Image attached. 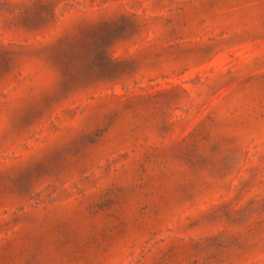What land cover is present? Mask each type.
Listing matches in <instances>:
<instances>
[{
    "label": "rangeland",
    "instance_id": "obj_1",
    "mask_svg": "<svg viewBox=\"0 0 264 264\" xmlns=\"http://www.w3.org/2000/svg\"><path fill=\"white\" fill-rule=\"evenodd\" d=\"M0 264H264V0H0Z\"/></svg>",
    "mask_w": 264,
    "mask_h": 264
}]
</instances>
